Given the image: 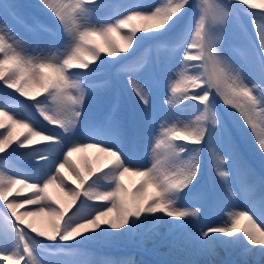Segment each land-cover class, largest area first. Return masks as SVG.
Listing matches in <instances>:
<instances>
[{
  "label": "snow or ice",
  "instance_id": "snow-or-ice-1",
  "mask_svg": "<svg viewBox=\"0 0 264 264\" xmlns=\"http://www.w3.org/2000/svg\"><path fill=\"white\" fill-rule=\"evenodd\" d=\"M40 4L66 34L65 51L50 50L44 54L38 47L39 55H29L11 28L6 33L0 27V82L5 90L13 89L33 101L31 107L38 111L39 116L49 124L58 125L65 135L60 138L43 135L34 127L37 121L14 118L10 114L11 105L7 101L0 102V117L4 118L0 119V129H6L0 132V153L13 144H16L13 151H17L40 141L53 142L32 153L38 160L34 176L14 178L0 173V200L11 214L5 213L2 217L7 226L0 224V245L13 248L11 254L5 251L0 255V262L39 264L36 256L38 245L30 232L51 242L76 241L83 244L105 240L118 232L131 235L145 223H150L156 234L160 226L167 225L173 244L186 251L184 258L172 260L169 264H201L193 255L216 257L219 248L231 252L238 246L242 264H248L250 256L258 257L256 264L264 262V230L255 222L251 223V228L238 226L241 219L251 222L253 217L264 223V174L256 176L226 125L229 155L227 160L220 156L219 163L239 162L234 174L245 196L247 209H226L224 201L218 198L216 206L227 212L230 220L193 230L189 218L199 217L201 210L198 206L180 204L201 195L194 194L192 189L200 173L202 149H189L186 143L208 148L209 163L221 178L224 191L230 197L237 196L231 186L232 173L217 164L221 150L214 143L215 130L209 131L206 126L209 122L212 125L218 123V113L213 110V90L225 106L238 113L243 125L240 128L242 138L251 136L252 150L258 154L264 167V89L257 94V89L264 85V27L256 23L257 17L264 20V3L231 0L226 6L219 0H201L198 13H194L183 28L180 26L189 10L197 7L193 0H164L147 10L132 6L115 19L96 16L107 7L104 0H40ZM237 4L247 5V8L240 9L245 14L249 8L261 9L259 13L250 14L258 37V48L257 45L252 46L246 63L249 71L259 78L251 86L218 47L219 29ZM0 9L4 17L33 35L49 31L34 17H27L15 0L0 5ZM137 19L151 22V25L142 29L132 26V21ZM5 22V19H0V26ZM138 32L144 35L138 36ZM114 34H120L119 41L113 38ZM161 37L169 38L167 46L174 55L167 62L158 61L160 73L167 77L172 72L171 65H182L178 79L170 86L172 98L167 103L174 106L189 100L198 101V105H185V108L197 107L201 112L196 121L183 127L161 124L157 133L156 115L150 101L152 88L148 83L155 88L160 81L151 70L146 81L134 78L133 73L138 75L143 67L139 62L122 64L118 72L124 76L140 105L124 111L117 98L103 120L91 119L88 104L99 92L108 91L111 83L106 81L99 85L86 81L98 75L103 66L125 60L127 53L143 40ZM102 54L113 59H104ZM97 61L99 64L90 68ZM190 69L195 71L189 74ZM195 88H203V91L190 94V89ZM199 105L203 107L199 108ZM164 119H167V114ZM5 120L10 123L6 124ZM78 125H82L83 139L77 138V133L81 132ZM17 128L26 129L27 134L17 133ZM140 142L151 149L152 160L148 167L131 163L132 157L124 150L125 145L131 143L134 146ZM88 149H96L103 157L111 159L99 169L89 163L85 171L76 164L73 156ZM126 176L138 178L131 190L125 183ZM66 180H71L75 187H68ZM104 180L108 181L106 186L102 183ZM17 186H22V189L18 190ZM53 186L67 198V208L49 192ZM23 189H28L33 195L19 202L9 199L13 194L20 196ZM82 197L84 199L76 211L65 219L68 210ZM88 201L103 204L95 206ZM26 205L35 208L21 212L20 209ZM84 209H88L87 214ZM204 264H216V261L208 259Z\"/></svg>",
  "mask_w": 264,
  "mask_h": 264
},
{
  "label": "rangeland",
  "instance_id": "rangeland-1",
  "mask_svg": "<svg viewBox=\"0 0 264 264\" xmlns=\"http://www.w3.org/2000/svg\"><path fill=\"white\" fill-rule=\"evenodd\" d=\"M133 1L134 0H128L127 2L133 3ZM9 2H10V0H0V5L7 4ZM104 2L107 5V7L105 9H103V11H106V9L110 6V4H112L116 1L104 0ZM151 2H153V3L147 4V5H146V3H141L140 5H138V7L141 9L147 10V9L151 8L153 5H159V4L163 3L164 0H153ZM219 2L223 5L228 6L231 3V0H219ZM253 2L260 4V3H264V0H253ZM15 3L19 4L21 6V8L26 9L28 12H31L32 14L40 15L42 18L45 19V21L48 24L60 26L58 24V22L53 18V16H51L48 13V11L40 4V0H15ZM193 3L196 4L197 7L189 10L188 16L185 18V21L180 26L181 28H183L184 25L187 24L188 21L193 18L194 13H198V11H199V4L201 3V0H193ZM118 5H120V4H118ZM244 8H247V5L237 4V5H235L234 10H230L229 17H228L226 23L223 26H221L219 29L218 34L220 37V43H219L218 47H219V50L222 53V55H224L229 60V62L233 65V67L237 68L240 71V74L245 78V82L248 83L249 86H251L253 84V82L258 81L259 78L257 75H255L249 71V68L247 67V63H246V61L249 58V54H250V51L252 49V46L257 45V47H258V37H257V33L255 31L254 25L251 22L250 14L252 12L259 13V12H261V9H259V8L253 9V10L247 9L248 14H245L244 11L240 10V9H244ZM123 12L124 11H120V12H118V14L123 13ZM97 14H99V12ZM31 17L36 18L35 15H32ZM41 17H39V18L41 19ZM116 17H117V15H113V18H111V19H115ZM0 19H5V21H6L4 25L0 26L3 28V31L7 33L9 31V29L11 28L13 30V32L15 33V38L19 39L20 42L25 46V49L27 50L29 55H39L40 51H37L38 47L41 51L44 52V54H48L50 50L62 53L65 51V48L67 47V36H66V34L62 33V31H61V34H62L61 40L62 41H60V42H57V40H54V39L47 37V36H44V35H41L37 39L36 38L34 39L32 36L24 33L19 27H17L12 22V20L10 18L4 17L2 15V9H0ZM256 23L261 25L262 27H264V20H260L259 17H257ZM150 25H151V22L140 20V19L132 21V26H136L137 28H140V29H142L145 26H150ZM128 30L129 29H124L123 31H128ZM151 34L152 33H149V35H151ZM10 35H11V33H10ZM137 35L138 36L144 35V33L138 32ZM113 38L116 39L117 41H119L120 34H114ZM147 40H151V39L143 40L142 42L139 43V46H140V44L145 43ZM158 40H160V41L162 40L164 42L168 41L170 43V40L168 37H161ZM9 42H11V40ZM148 45H150V42ZM231 45L236 46L237 48L241 49L245 54H243L242 51H240V50L237 51V50H234L231 47H229ZM138 47L134 46L133 49H131L127 53V58L123 61H120V62H123V64H125V63L128 64V63H132V62H139L140 60L146 61V65L142 69V71H140V73L138 75L133 74L134 78L143 82V81H146L148 79L149 70L153 71L155 74H158L159 72H157L153 69V57H152L151 52L150 51H146L145 53L142 51L137 52L136 48H138ZM154 47H156V46H154ZM130 53H131V56L129 55ZM157 53H158V60L164 61V62H167L169 60V58L174 55V53H172V52L168 55H166V53H164V55H163L162 51L157 52ZM0 55H2V54H0ZM122 55H124V54H122ZM103 58L104 59H113V58L106 57V55H103ZM115 59L119 60V58H115ZM154 60L158 61L156 56L154 57ZM189 63L191 64L193 62H189ZM97 64H99V61H97L96 64H91L90 68L96 67ZM105 66H107V68H105L103 66L102 71L98 75H96L95 77H100V76L106 75V77L110 78V81H112L114 79L116 81H118L116 79V77H118V79H120V81H121V82L120 81L119 82L122 83L121 86L123 88V91L126 93V96L129 95L128 98L130 97L132 107L134 108V107L139 106L140 102H139L138 98L135 97L132 90L125 83L124 76L118 72V69H119V67H121V65L119 67L115 64L105 65ZM116 67H118L117 70H115ZM171 67H172V72L169 76L166 77L161 73H160V76L158 75L162 80V89H160V91H157L156 88H153L152 84L150 82L148 83V87L152 88V91L150 93V101H151V105H152V110L156 115V120H157L156 131H157V133H159L161 130L160 129L161 124H164L167 127H172V126L183 127L185 124L194 123L196 121V118L199 115H201V112L198 110L197 107H191V109L189 111H181L183 109H181V110L179 108L174 109L173 107L176 105L173 106V105H170L167 103V100L172 98L170 86H171V84L175 83V81L178 79L179 72L182 70V65L173 64V65H171ZM79 71H83V70H79ZM192 71H195V70L190 69L189 74H191ZM199 71L201 73L204 72L203 69H199ZM112 73L114 74L113 76H112ZM116 73H118V74H116ZM95 77H93V78H95ZM87 82H89V81H87ZM112 85H115V83L113 81H112ZM262 89H264V85H261V87L257 89V94H259V92ZM202 91H203V88L190 89V94H199ZM117 92L118 91H117V89L115 90L114 86L113 87L111 86L108 89V91H106V92H100L102 95L97 96L98 101L96 100V97H95V99H93L91 101V103H89L87 106V110H88V114H89L90 118L97 121V116L93 117L94 112L96 114L101 112L102 108L104 107V105L108 99H111V101L107 105L106 110L109 109V106H111L112 99L115 100L117 98L119 99L120 105L122 107V94L120 95ZM5 94H7L9 97L15 98V99H10L9 102L7 101L11 105L10 114L13 115L14 118H24L25 120H27L29 118L33 119V117H32V113H33L34 117H36L37 119H40L47 126H49V127H47L44 124L41 125V124H39V123H41L40 121L33 119V120L37 121V123L34 125L36 130L41 131L43 135L51 134L54 138H60L61 136H63L61 134H57L58 132L62 131V129H60L58 127V125L49 124L47 121H44L43 117L39 116L38 111L31 107V105L33 104V101L28 100L26 97L20 96L19 93H16L13 89L5 90V88L2 86V82H0V102L5 101V99H6L4 97ZM215 96H216L215 90H213V97L215 98ZM216 97L218 98V96H216ZM40 98H42V97H38V99H40ZM22 100L23 101L27 100L30 103V106H28L26 104H25L26 106H24V104L22 103ZM185 102H190V100L185 101ZM192 103H193L192 105H198V101H194ZM220 106L221 107L223 106V108L225 107L223 102H220ZM202 107H203V105H199V108H202ZM176 109H178L179 111H177ZM213 110L218 113V109L216 108L215 103H214V109ZM229 110H230V112L233 113V115H234L233 118L236 119L235 121L237 122V124L239 126L243 127L238 113L234 109L229 108ZM165 114H167V119H164ZM219 118H220V116L217 115L218 123L216 125H212L209 122L206 126H207V128H209V126H210L211 130H215V141H214V143H215L216 147L221 150L219 153V156L217 158V164L221 168H223L224 170H229L232 173V175L230 177L231 186H232L233 190L237 193V196L236 197H230L229 194L224 191V185L221 183V178L215 174L213 166L210 165L209 159L207 160V158H206V156L209 157V152L205 151L206 150L205 145H196V147H200L202 149V151L200 153L201 169H200V173H199L197 181L199 180V182H200V178H201L202 179L201 182H203V184L201 185V188H199L198 185H196L195 189H193L192 191H193V193L201 194L202 197L193 200V202H189L187 200L180 202L181 206H184V205H187L189 207L198 206L201 210L202 214L199 217L189 218V221L191 223V227L193 230H196V229L201 228V227L206 228L210 225H214V224H218V223L230 220V217L228 216L227 212H222L216 206V201L218 198H220L224 201V207L226 209H229V210H246L248 207V205L246 203L245 196H244L243 192L241 191L240 186L237 184L235 174H234V170L238 167L239 162L231 161V162H227V163H223V164L219 163V157L220 156H222L225 160H227L228 155H229L228 147H227V142H228L227 141V134L224 132L225 130L222 128L223 122ZM0 119H4V118L0 117ZM230 120L233 123L234 128L236 129L238 136L240 137V139H242V141H241L242 145L245 146V144L243 143L244 138H241L240 128L235 124L233 119H230ZM5 123L9 124L10 121L5 120ZM78 128L81 129V132L77 133V138L83 139L82 125H78ZM5 131H6V129H0V132H5ZM16 132L17 133L23 132L25 135L27 134L26 129L17 128ZM246 137L248 138L246 140L248 145L252 148V145L250 143V141L252 139L251 136H246ZM20 138L23 139V136H21ZM232 138L234 139V141L238 145L237 140L234 138V136H232ZM52 143H53L52 141H40V143L34 144V145L30 146L29 148L18 149L17 151H13V149L16 148V144H13L4 153H0V158H4V160L0 161V173H3L5 175H11L14 178H20L21 176H24V175H27L29 177L34 176L36 174V171H37L38 160L33 157L32 153L34 152L35 149L40 148V147H44V146H49ZM189 144L190 143H186L185 145H189ZM245 147L247 148V151L249 153L250 158L253 160L254 163H256L258 165L259 169L261 170L260 172L264 174V167H262V165H261V161L258 158L259 156L257 157L255 155V157H254L249 152L250 150L248 149L247 145ZM93 150H96V149H88L84 152L76 153L73 156V160L76 162V164L80 168L84 169L85 171H87V166L89 163L94 168H97V169L101 168L104 165V163H106V162H104L103 164H97V162H95V160L97 159L98 154L93 153V152H95ZM124 150L126 153H128L132 157L131 163H133L137 166H140V167L150 166L151 160H152L151 149L147 148L146 143H144V142L137 143V151H134V149L130 147V144L125 145ZM102 159H104V157H102ZM244 160H246L247 164L252 169H254L251 166V164L249 163L248 159H244ZM7 161H8V164L5 163ZM1 162H4V163H1ZM234 162H236L237 164H234ZM17 163L19 164V166H17ZM15 166H17V168H19L21 171L14 169ZM27 166H28V168H26L25 169L26 171H25L23 168H25ZM9 167H12V169L7 170V169H9ZM254 170H255L256 174L259 173V176L261 175L260 172L257 171V169H254ZM30 172H32V173H30ZM204 173L206 175V178L204 177V179H203L202 176ZM212 174H213V178H211ZM137 181H138L137 177H134V176H126L125 177V183L130 190L135 187ZM197 181L195 183H197ZM28 182L30 183L31 180H29ZM212 182H214V183H212ZM102 183L106 186L108 184V181L104 180V181H102ZM211 183L213 184V186ZM66 184L68 187H75V185L71 183V180H66ZM17 188H18V190H20V189H22V186H17ZM210 189L213 191L216 190L218 192H216V194H214L212 191H210ZM49 192L53 196H56L60 200L61 205H63L66 208L68 207L67 198L63 197V195L58 196V193H60L58 188L53 186L49 189ZM219 192L221 195L217 194ZM31 195H33V193L31 191H29L28 189H23L21 191L20 196H16L15 194H13L12 196L9 197V199L19 202V201H23L24 199H26L28 196H31ZM212 197H214V201H212V199H211ZM83 199L84 198L82 197L81 201H77L76 205L72 206L68 210V212L65 216V219H67L68 216L72 215L76 211V209L79 207V205L83 201ZM88 204L95 205V206H102L103 202L88 201ZM27 208H35V206L26 205L25 208L20 209V211L23 212ZM85 211H86L85 214H87L88 209H85ZM5 213H7L9 216L11 215L8 212L6 205H4L3 201L0 200V224L7 226V221H4L2 219V217ZM249 215H252V213H249ZM112 216H115V213H113ZM141 219H143V217ZM165 219H168V218L165 217ZM253 222L256 223V226L258 228H260L261 230H264V223H260L256 217H253V221H251V222L246 218L241 219L240 224L238 226L240 228H244V227L251 228V223H253ZM41 227H42V229L46 230V227L44 225H41ZM25 231L30 232V230L27 228H25ZM121 231H123V230H121ZM30 235L36 241L38 240L39 243H41L39 245L37 244L38 247H42V248L46 249V251L49 253L52 252V248L55 247V244H57V243L61 244L62 247H66V248H69L71 245H77V246L85 247L86 248L85 252H90V250H94L96 252L98 251L97 253H99L101 255L106 254V256H108V257L112 256V258H114V259L118 258L119 256H121L124 253V254H127L128 256H130V258L132 257L131 259L135 260L134 261L135 264H140L138 259L141 258L143 256V253H145V252H146L147 257L149 255V252L150 253L152 252L155 256L159 255V254H164V255L170 257V258H168L169 261L184 258V256L187 255L186 251H183L180 247L173 244V242H172L173 237L172 236H170L169 241L167 240L168 236H169L168 231H167V225L160 226L158 229V234H156L155 231L151 230L150 223H145L140 228H138L135 233H133L131 235H121L118 232V233H115L114 236L108 237L105 240L93 241V242H88V243H83V244L77 243L76 241H72L69 243H62L60 241L51 242V241H48L44 237L37 236L35 233L30 232ZM80 239H83V237H81ZM166 241H168V242L166 244H164ZM162 244H164V245H162ZM89 247H92V248L89 249ZM0 248L3 249L2 251H0V255H3V253L5 251L8 252V254H11V251L13 250L11 245H7V246L0 245ZM153 250H155V252ZM102 251H104V253H100ZM218 251L222 255V259L218 262V264H233V262H236L237 259L242 258L240 256V247L239 246L235 250H233L232 252L226 251L223 248H219ZM39 253H41V252H39ZM36 256H37V260L39 261V264H84V262L82 260H78L80 258L79 256L72 258V259H70L68 257H63V256H60V257H57L54 259V257L48 256V259H44V258L38 256L37 252H36ZM123 258H125L124 261H127L126 257H123ZM193 258L197 259L199 261H201L202 259H203V261H205L209 257L204 256V255H193ZM109 260H111V259H109ZM257 260H258V257L251 258L248 261V264H256ZM0 264H9V262H0ZM90 264H93V262H90ZM261 264H264V262H261Z\"/></svg>",
  "mask_w": 264,
  "mask_h": 264
},
{
  "label": "trees",
  "instance_id": "trees-1",
  "mask_svg": "<svg viewBox=\"0 0 264 264\" xmlns=\"http://www.w3.org/2000/svg\"><path fill=\"white\" fill-rule=\"evenodd\" d=\"M112 1H120V0H112ZM121 1H127V0H121ZM106 11H100L99 12V15H104V13H105ZM98 95H102L100 92H99V94ZM97 95V96H98ZM97 96H96V100L98 101V98H97ZM95 99V98H94ZM221 99V98H220ZM223 101V100H222ZM226 114H227V116L230 118V119H233V121L235 122V124L239 127V128H241V126H239L238 124H237V122L235 121L236 119L235 118H233V113L232 112H230V110L228 109V110H226ZM241 136H242V133H241ZM245 140V144L247 145V147H248V149L250 150V153L255 157V155L258 157V154L257 153H255L253 150H252V148L248 145V143H247V137L246 136H244L243 137ZM259 158V157H258ZM62 250H66V248H64V249H62ZM60 254L62 255V254H67V252H64V251H61L60 252ZM91 257H92V260H94V255L93 254H91L90 255ZM168 258H170V257H168V256H166V255H164V254H159V255H156V257H153L152 259H150L149 261H147V260H145L144 262H143V264H154L153 263V259H154V261H156V262H158V263H160V264H165V263H167V264H169V260H168ZM110 261H109V263L107 262V264H116V262H114V259L112 258V257H110ZM129 264H133V263H129Z\"/></svg>",
  "mask_w": 264,
  "mask_h": 264
},
{
  "label": "bare ground",
  "instance_id": "bare-ground-1",
  "mask_svg": "<svg viewBox=\"0 0 264 264\" xmlns=\"http://www.w3.org/2000/svg\"><path fill=\"white\" fill-rule=\"evenodd\" d=\"M93 151H95V152H93V153H97L98 154V156H97V159L95 160V162H97V164H103L104 162H107V160L108 159H111V158H105L104 157V159H102V157H103V155L100 153L99 154V152L98 151H96V150H93ZM89 153V152H88ZM91 154V153H90ZM99 159V160H98ZM105 164V163H104ZM63 194L62 193H58V196H62ZM69 203V202H68ZM232 252V251H231ZM218 253H219V251H218ZM251 258H254V256H250V257H248L247 259H248V261L251 259ZM208 259H214L215 261H216V264H218V262L222 259V255H221V253H219L218 254V256H216V257H209ZM207 259V260H208ZM242 260H243V258H239V259H237L236 260V264H242ZM255 260V259H254ZM206 261V260H205ZM201 262V264H204V261H203V259L200 261Z\"/></svg>",
  "mask_w": 264,
  "mask_h": 264
}]
</instances>
